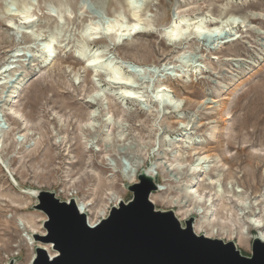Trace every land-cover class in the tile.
Wrapping results in <instances>:
<instances>
[{
    "label": "rangeland",
    "instance_id": "374dc122",
    "mask_svg": "<svg viewBox=\"0 0 264 264\" xmlns=\"http://www.w3.org/2000/svg\"><path fill=\"white\" fill-rule=\"evenodd\" d=\"M23 2L33 19L26 24L21 23ZM6 3L9 11L3 8ZM134 4L156 26L174 14H207V20L234 12L242 24L227 26L221 35L206 32L200 34L206 38L191 39L186 64L174 61V44L156 33L131 34L117 42L106 31L115 21L132 19L131 6L123 0H0V66L11 67L0 74V120L5 127L0 134V264L10 259L27 264L39 243L32 235L46 233V215L35 207L37 198L30 191H50L77 204H108V214L110 193L124 201L131 198L127 185L133 183V169L154 168L161 186L152 192L155 197L181 199L186 186L201 191L204 175H196L195 183L188 167L207 155L210 174L218 169L223 174L222 190L238 189L251 203L264 198V0ZM92 26L100 30L91 31V37L98 36L89 40L84 32ZM52 34L49 58L44 45ZM230 34L241 37L213 50ZM88 40L132 68L161 63L152 72H137L135 86L149 99L165 83L181 100L179 107L118 98L104 81L103 69L94 72L79 57ZM195 64L202 70H186ZM96 82L104 88L101 97L94 95ZM94 98H101L104 108L91 103ZM90 113L96 115L93 129L86 124ZM220 163L225 167L216 166ZM153 204L172 208L162 201ZM192 217L193 224L198 216ZM256 233L251 230L246 246L235 243L241 254L251 253Z\"/></svg>",
    "mask_w": 264,
    "mask_h": 264
},
{
    "label": "water",
    "instance_id": "95a60500",
    "mask_svg": "<svg viewBox=\"0 0 264 264\" xmlns=\"http://www.w3.org/2000/svg\"><path fill=\"white\" fill-rule=\"evenodd\" d=\"M150 172L156 173L153 167L141 169L127 185L131 198L120 199L93 225L73 198L62 201L53 192L36 191L46 233L32 235L39 243L27 264H264L259 238L253 237L251 253L243 255L232 240L195 233L193 217L182 223L173 210L155 208L150 196L158 185Z\"/></svg>",
    "mask_w": 264,
    "mask_h": 264
},
{
    "label": "bare ground",
    "instance_id": "6f19581e",
    "mask_svg": "<svg viewBox=\"0 0 264 264\" xmlns=\"http://www.w3.org/2000/svg\"><path fill=\"white\" fill-rule=\"evenodd\" d=\"M136 1L137 0H123L126 6H131L130 9L132 19H130L129 21L127 20L123 23L115 21L114 23L108 25L106 31L109 33L113 32V37L117 39H122L123 37L129 36L131 34L147 32L156 33L161 37L166 38L169 42L171 41L172 44H174V61L179 60L181 62H185L186 64L190 60L189 58L187 59V57L189 56L187 48L189 47L188 43L191 39L198 38L202 36L200 34L206 32L212 33V31L217 28H220L222 31L227 26L236 27L238 25V23H228V21L238 20L242 22V20L240 19L241 16L238 15V13L236 14L235 12L223 16L221 14V16L212 17L207 20V14H195L193 16H188L185 14H174L171 15L166 24L156 26L151 20L141 17L140 15L142 14L139 15L140 6H132L133 3ZM21 5L22 6L20 9V13L23 14L21 23H30L33 20L32 15L30 14V8L26 2L21 3ZM3 8H5L7 11L11 9L9 4L7 3L3 5ZM6 25L8 27H12L11 21L8 20ZM136 25H139V28L133 31V28ZM222 25L223 27H221ZM95 29H97V26H92L88 28L86 27L84 33L88 36L89 40H92L98 36H90L93 35L92 33H94L91 31ZM109 29H113V31H109ZM177 32L182 34L181 39H172V34ZM240 37L241 34L224 35L221 37V40L216 43L217 45L213 48V50H218V48L221 47V44L230 43ZM53 40L54 35L52 34L50 35L49 40L46 41L44 45V48L46 49V54H48L49 58L53 52ZM89 40L83 42L78 51V55L82 56L84 63H86V66L92 68L94 72H97L99 68H101L100 70L103 69L102 71L104 73V81L108 85L111 92L115 94L118 98L135 102H141L150 99L151 101H154L157 104L170 103L176 109L179 107L181 100L177 97H174L170 93V88L165 83H159L155 87L153 94L149 99L141 89L135 86V75L137 72H152L153 70L151 69H154L156 67L160 68L161 63L136 65V68H132L128 65H123V61L118 62L114 60L113 57L108 56L105 48L100 49L99 47H95L91 45V41ZM92 60H96L99 63L92 64ZM170 64L171 62L164 63V67L166 68ZM10 68L11 67L8 66V64L7 66H0V74L2 72L8 71ZM123 68H126V71H124ZM186 70L199 72L202 70V66L200 64H195L192 65L190 69ZM117 76L122 80H131L132 84L129 85L117 83L115 80V77ZM103 90L104 88L96 82L94 95L97 97H101ZM125 92H134L136 95L127 96L125 95ZM10 96L11 98L14 97L12 96V94H10ZM91 103H95L97 107L104 108V103L102 102L101 98H94V101ZM95 116V113H90L87 116L89 123L87 122L86 124H88L90 129H93V127L96 126L94 125V121L96 119ZM107 120H110V118L108 117ZM4 129L5 127L3 126L0 120V134L4 131ZM20 138H22V136ZM206 159L207 155L201 157L197 161L194 160L195 162L191 163L188 167V172L190 173V178L193 180V182H198L196 181V175H204V178H202L201 180L204 181L203 184L205 186L201 189V191L193 189L192 186H186L181 189V199H173L168 197L164 198L158 196L155 197L154 194H152L150 196L151 201L153 203H156V201L168 203L169 206L172 207L171 210H173L176 217L182 223L189 217L198 216L192 224V229L197 234H204L209 237H217L223 240H232L234 241V243H236V245L246 246L249 238L252 237L251 230L254 229L257 231L254 237H257L264 242V198L261 201L258 200V202L256 201L251 203L247 200V197H242L241 195L239 196L237 194L239 193L238 189H233L229 187L226 191L222 190L220 187L221 180L223 178L221 170L218 169L213 172V175H211L209 172V165L206 164ZM220 165L222 166V168L225 167V165L222 163L216 166ZM135 171L136 169H133L132 173L129 175V180L131 182H135V180L137 179L138 172L136 171V174ZM151 174L155 178L156 173ZM160 190L161 186H158L157 192ZM30 193L35 197L36 191H30ZM119 200L120 197L117 194L110 193V197H108V203L117 204ZM77 205L79 207V211L84 213L87 217V221L90 225L95 224L99 219L105 217L107 214L108 204H104L102 207H95L93 206V202L90 200L80 201ZM257 211H260L261 213L259 214L257 213ZM32 232H35V230L33 229ZM235 239H237V241H235ZM28 244H33L31 238ZM45 248L47 249L50 255H53V252L50 250L49 247L45 246ZM32 257L33 255H31V258Z\"/></svg>",
    "mask_w": 264,
    "mask_h": 264
},
{
    "label": "snow or ice",
    "instance_id": "6c2138e0",
    "mask_svg": "<svg viewBox=\"0 0 264 264\" xmlns=\"http://www.w3.org/2000/svg\"><path fill=\"white\" fill-rule=\"evenodd\" d=\"M133 7H139V5H136V4H134L133 3V5H132ZM228 23H240V21H238V20H234V21H228ZM221 27H223V25L221 26ZM139 28V25H136L134 28H133V31H135V30H137ZM96 31H99L100 29L99 28H97V29H95ZM109 31H113V29H109ZM222 34V32H221V29L220 28H217V29H214L213 31H212V33H210V35H221ZM181 33H179V32H177V33H173L172 34V39H174V40H179V39H181ZM91 63L92 64H97V63H99L98 61H96V60H92L91 61ZM110 79H111V77H110ZM115 80H116V82L117 83H121V84H132V81L131 80H122V79H120L118 76L117 77H115ZM125 95H127V96H135L136 94L134 93V92H125ZM137 98H139V97H137Z\"/></svg>",
    "mask_w": 264,
    "mask_h": 264
}]
</instances>
